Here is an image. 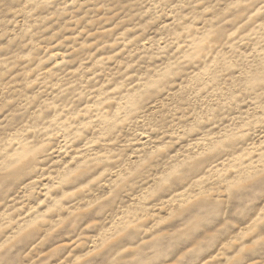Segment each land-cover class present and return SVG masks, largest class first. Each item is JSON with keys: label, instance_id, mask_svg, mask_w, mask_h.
<instances>
[{"label": "rangeland", "instance_id": "374dc122", "mask_svg": "<svg viewBox=\"0 0 264 264\" xmlns=\"http://www.w3.org/2000/svg\"><path fill=\"white\" fill-rule=\"evenodd\" d=\"M264 0H0V264H264Z\"/></svg>", "mask_w": 264, "mask_h": 264}, {"label": "snow or ice", "instance_id": "6c2138e0", "mask_svg": "<svg viewBox=\"0 0 264 264\" xmlns=\"http://www.w3.org/2000/svg\"><path fill=\"white\" fill-rule=\"evenodd\" d=\"M261 84L264 85V80H261ZM261 127L264 129V120L261 121Z\"/></svg>", "mask_w": 264, "mask_h": 264}]
</instances>
